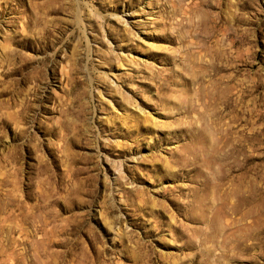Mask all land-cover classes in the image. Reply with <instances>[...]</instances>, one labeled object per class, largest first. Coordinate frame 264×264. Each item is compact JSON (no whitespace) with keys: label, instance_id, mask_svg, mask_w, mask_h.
Returning a JSON list of instances; mask_svg holds the SVG:
<instances>
[{"label":"rangeland","instance_id":"374dc122","mask_svg":"<svg viewBox=\"0 0 264 264\" xmlns=\"http://www.w3.org/2000/svg\"><path fill=\"white\" fill-rule=\"evenodd\" d=\"M0 264H264V0H0Z\"/></svg>","mask_w":264,"mask_h":264}]
</instances>
